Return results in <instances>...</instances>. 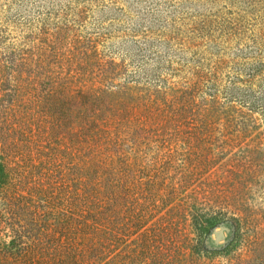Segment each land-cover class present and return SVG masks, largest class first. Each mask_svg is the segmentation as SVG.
Here are the masks:
<instances>
[{
  "label": "trees",
  "instance_id": "16d2710c",
  "mask_svg": "<svg viewBox=\"0 0 264 264\" xmlns=\"http://www.w3.org/2000/svg\"><path fill=\"white\" fill-rule=\"evenodd\" d=\"M93 8L117 16L88 30ZM263 121L264 0H0V264H180L171 204L215 198L200 174L250 141L236 163L263 171ZM178 141L208 147L164 183L149 152Z\"/></svg>",
  "mask_w": 264,
  "mask_h": 264
},
{
  "label": "rangeland",
  "instance_id": "374dc122",
  "mask_svg": "<svg viewBox=\"0 0 264 264\" xmlns=\"http://www.w3.org/2000/svg\"><path fill=\"white\" fill-rule=\"evenodd\" d=\"M104 7H109V5H104ZM101 8H93V12L96 11L95 13L89 12L90 15L93 13V17L86 24L88 30L96 24L98 19H103L115 13L113 9L107 10L105 8L101 10ZM114 16L117 15L114 14ZM123 25L122 22L116 23V21L110 24L105 23V27H109L106 31L112 35L123 32V30L128 31V29H124ZM135 38L142 41L139 36ZM108 41L109 44L106 48L112 52L120 51L122 54L126 52L137 54L139 53L138 47L142 48V45H133V39L128 38V36L114 37L106 40V42ZM137 44H140V42ZM136 54L133 57L138 58L139 56ZM263 123L264 121L257 130L264 127ZM257 130L244 137V141L254 140L257 136ZM257 142V140L250 141L243 147L233 148V151L237 154L227 163L211 172L200 174L202 178L207 179L209 184L213 183L215 185L217 191L215 198L208 201H198V208H193L188 214H185L184 211L181 212L182 209L178 205L176 206L175 202L171 204L170 214L175 222L166 229L171 236L169 241H165V245L171 251L176 250L177 247L180 248L181 254H178L181 258L180 264H192L197 252L205 262L210 259L209 261L215 264H233L237 258L249 261L250 264H264V169L262 171L261 168H252L236 163L242 154L241 152H243L241 148H244V153L251 152L256 149ZM206 147L208 145L204 143L178 141L170 146L152 148L149 156H154L156 166L163 165V167H167L168 170L163 177L165 179L164 183H169L171 180L181 179L182 173L187 174L191 170L192 162L195 159L192 151L199 152V150ZM261 154H264V151ZM152 162L153 160L147 157L144 159L142 167H156L152 165ZM242 199L246 201L242 202ZM225 209L229 210L226 211ZM224 212H227V216L237 219V221L232 220L235 226L234 241L227 247L208 251L206 250L208 243L206 245L204 239L209 228L214 225L217 219L216 221H208L207 219L221 217ZM196 221L204 223L206 227L204 231L198 232L197 226H195ZM155 234L159 233L155 232ZM132 238H129V240ZM137 245L134 242L128 243L126 249L129 257L127 258L128 261L138 251L139 247Z\"/></svg>",
  "mask_w": 264,
  "mask_h": 264
},
{
  "label": "water",
  "instance_id": "95a60500",
  "mask_svg": "<svg viewBox=\"0 0 264 264\" xmlns=\"http://www.w3.org/2000/svg\"><path fill=\"white\" fill-rule=\"evenodd\" d=\"M209 229H211L212 235L214 236L212 242L215 245H218L223 242V247H227L230 243L234 241L235 226L229 221L215 223ZM204 243H209L207 237H205Z\"/></svg>",
  "mask_w": 264,
  "mask_h": 264
},
{
  "label": "flooded vegetation",
  "instance_id": "af4514ba",
  "mask_svg": "<svg viewBox=\"0 0 264 264\" xmlns=\"http://www.w3.org/2000/svg\"><path fill=\"white\" fill-rule=\"evenodd\" d=\"M206 237H207V239H208V241H209V243H208V245H207V243H206V250H208V251H215V249H217V248H222L223 247V242H221L220 244H218V245H215L213 242H212V239H213V235H212V232H211V229H209L208 230V234L206 235ZM226 237H227V235H226ZM211 245H213V246H211Z\"/></svg>",
  "mask_w": 264,
  "mask_h": 264
}]
</instances>
